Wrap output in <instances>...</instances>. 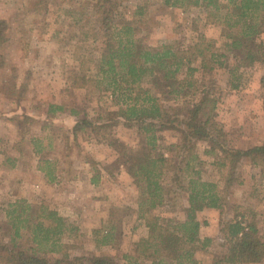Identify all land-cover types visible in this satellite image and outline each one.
<instances>
[{
  "label": "rangeland",
  "instance_id": "rangeland-1",
  "mask_svg": "<svg viewBox=\"0 0 264 264\" xmlns=\"http://www.w3.org/2000/svg\"><path fill=\"white\" fill-rule=\"evenodd\" d=\"M138 1L129 3L128 13ZM149 1L148 14L140 22V36L149 45L158 46L175 40L191 44L198 35L222 45L223 12L218 17L208 18L204 8L184 12L163 5L161 0ZM38 3L39 0H0V21L7 25L6 40L0 49V154H5L3 158L6 156L0 161L1 230L8 231L6 209L11 202L18 199L32 200L34 204L43 201L70 223L79 226L81 231L75 240L64 239L62 253L48 255L51 259L68 253L74 264H89L93 257H109L119 264H126L125 255L134 254L136 243L147 236V228L138 219L139 190L109 145L97 142L90 130L79 132L76 138L73 134L77 120L85 118L99 122L101 115L106 116L105 112L117 109L110 92H99L92 84L85 88L72 87L71 71H79L78 58L89 61L92 55H98L95 47L101 42H93L91 35L99 28L98 18L88 0H50L46 7ZM81 14V21L76 25L74 22ZM84 32L90 34L87 42L81 41L87 39ZM233 66L234 61L231 62ZM86 69H90L88 73H94L89 62ZM195 77L199 81V98L208 94L218 99L215 117L208 126L217 144L241 150L263 146L264 84L261 79L264 65L244 70L238 89L229 84L231 76L226 69L196 73ZM145 87L151 88L150 84ZM159 102L172 114L186 106L182 101L166 98H160ZM61 104H65L67 111L49 113L50 105ZM71 108L79 114L72 116ZM105 133L107 139H119L131 148L142 145L143 137L136 128L117 124ZM162 137L166 154L176 157L179 150L173 145L178 144L179 134L168 130ZM33 139H39L44 148L39 160L52 157L63 165L64 178L59 186H41L39 175L32 171L38 163L37 157L33 156ZM215 147L213 154H206L209 143L200 141L196 144V152L203 161V178L215 181L225 197L223 210L198 214L199 220L206 223L201 228V236L214 240L206 252L198 253L202 264H212L214 259L225 256L227 245L222 235L227 224L242 214L257 227L264 242V175L261 167L244 158L235 164L232 173L229 166L218 165L226 158ZM20 150L24 152L25 160L10 174L7 158ZM86 161H90L92 170L85 168ZM94 166L101 169L109 182L103 187L88 183L90 177L93 179L98 175ZM78 167L84 175L81 187L70 181L75 172L80 171ZM229 174H233V178ZM22 178L27 185L20 181ZM175 197L170 205L155 212L165 224L167 219L181 221L186 216L184 194ZM79 211L85 213L78 221ZM112 211L118 223L117 235L111 245H102L99 239L109 229ZM96 230L101 233L96 235ZM0 264L6 263L0 259ZM256 264H264V260Z\"/></svg>",
  "mask_w": 264,
  "mask_h": 264
},
{
  "label": "trees",
  "instance_id": "trees-1",
  "mask_svg": "<svg viewBox=\"0 0 264 264\" xmlns=\"http://www.w3.org/2000/svg\"><path fill=\"white\" fill-rule=\"evenodd\" d=\"M88 1L99 23V28L91 33L93 42L101 44L95 47L98 55H92L89 61L78 58L79 71H71L72 87L85 88L92 84L99 92H110L117 109L105 112L106 116L101 115L99 122L77 120L73 134L76 138L79 132L90 130L97 142L109 145L139 190L138 219L147 228V236L136 243L134 254L125 255L126 264H202L197 255L206 252L214 240L201 236L206 223L199 220L198 214L205 209L223 210L225 197L215 181L203 178V161L196 152V144L208 142L210 149L206 154H213L216 145L226 158L218 165L229 166L232 173L235 164L245 158L261 167L263 175L264 145L241 150L217 144L208 126L215 117L218 99L208 94L199 98L195 74L226 69L231 76L229 84L238 89L244 70L264 65V0H161L163 5L184 12L204 8L208 18L223 12L221 46L203 35H198L191 44L175 40L151 46L140 36V22L148 14L149 0L136 2L130 13L127 11L133 0ZM49 2L39 0L38 5L46 7ZM81 16L74 22L76 25ZM6 31V23L0 21V49ZM83 35L87 39L81 41L87 42L90 34ZM88 62L93 65L92 74L86 69ZM261 82L264 84V77ZM147 84L151 88H146ZM160 98L182 101L186 106L172 114L159 102ZM65 111V104L49 107V113ZM69 113L79 114L74 108ZM117 124L136 128L143 137L142 145L131 148L119 139H107L105 130ZM168 130L179 134L178 144L173 145L179 150L176 157L166 154L162 147V133ZM33 144L36 154L44 150L39 139H33ZM40 162L39 170L48 182L56 183V163L50 159ZM94 169L98 175L92 182L97 184L101 169L96 166ZM183 194L187 201L184 219L161 222L156 210ZM114 213L109 215V229L99 239L102 245H111L117 235ZM6 219L10 228L7 232H2L0 223V259L6 264H74L68 253L61 258L48 256L62 253L64 239L75 240L81 235L80 227L70 223L57 209L43 201L34 204L18 199L8 205ZM95 233L99 235L101 231ZM258 233L246 215L235 217L222 235L227 252L212 264L261 263L264 242ZM89 264L119 263L109 257H93Z\"/></svg>",
  "mask_w": 264,
  "mask_h": 264
},
{
  "label": "crops",
  "instance_id": "crops-1",
  "mask_svg": "<svg viewBox=\"0 0 264 264\" xmlns=\"http://www.w3.org/2000/svg\"><path fill=\"white\" fill-rule=\"evenodd\" d=\"M102 145H104V144H102ZM22 153H24L22 150H20L19 152H18V154H16L15 152L13 153V155L10 157H8L7 158V163H9L8 165H11V167L10 168H8V165L6 166V168H8V172L11 174V172L13 171V170H15V169H17V168H20L19 166H18V163H20V162H22L23 160H25V156L22 154ZM3 155H5V154H0V161L2 162V160H5L6 159V156H5V158H3ZM32 155V154H31ZM40 155H41V153L40 154H36L35 152H33V156H35V157H37V160H38V163H37V166H35L33 169H32V171L34 172V173H37L39 176V181H40V185L41 186H43V187H51V186H55V187H57V186H59L61 183H63L62 181H63V178H64V175H62L63 174V165H61L60 164V162H59V159H53L52 157H50V158H45V159H50V160H52V161H54L55 163H56V165H57V169H56V175H58V181L56 182V183H50V182H48V180L45 178V175H44V173L42 172V171H40L39 170V164H40V161L41 160H39V158H40ZM41 159H42V157H41ZM91 163H90V161H86L85 162V165H86V167L85 168H89L90 167V170H92V168H93V166L91 167V165H90ZM78 169H80L79 167H78ZM89 170V169H88ZM83 173H82V171H81V169H80V171H78V172H75V175H74V177H73V179H71L70 181H71V183H74V185L75 186H77V187H81V186H79V185H81L83 182H84V175H82ZM13 175V174H12ZM65 179H66V177H65ZM92 178L90 177L89 178V180H88V183H89V185H94V186H96V185H100L101 184V187H103L104 186V184H108L109 182H108V180H107V178L105 177V175H104V173H101V177H100V180H99V182L97 183V184H94L93 182H92ZM20 181H23V183H24V185H27V182L24 180V178H22V179H20ZM68 181V180H67ZM70 181H68V182H70ZM109 199H110V197H109ZM29 201H31L32 202V200H29ZM93 206H96V204L94 205L93 204ZM214 209H205L204 211H202V212H200V214H211L212 212L211 211H213ZM84 211H79L78 212V214H77V220L79 221L80 219H82L83 218V216H84ZM95 215V214H94ZM105 219H101V221H104ZM93 228H97V227H93ZM202 231V230H201Z\"/></svg>",
  "mask_w": 264,
  "mask_h": 264
}]
</instances>
